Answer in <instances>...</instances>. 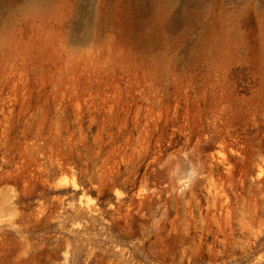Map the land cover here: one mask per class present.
Returning <instances> with one entry per match:
<instances>
[{
	"label": "rangeland",
	"instance_id": "rangeland-1",
	"mask_svg": "<svg viewBox=\"0 0 264 264\" xmlns=\"http://www.w3.org/2000/svg\"><path fill=\"white\" fill-rule=\"evenodd\" d=\"M0 264H264V0H0Z\"/></svg>",
	"mask_w": 264,
	"mask_h": 264
}]
</instances>
